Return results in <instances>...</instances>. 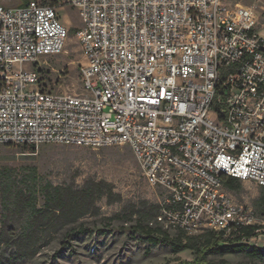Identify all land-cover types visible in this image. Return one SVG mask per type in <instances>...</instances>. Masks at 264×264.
Segmentation results:
<instances>
[{
    "label": "built area",
    "instance_id": "1",
    "mask_svg": "<svg viewBox=\"0 0 264 264\" xmlns=\"http://www.w3.org/2000/svg\"><path fill=\"white\" fill-rule=\"evenodd\" d=\"M67 1L82 24L79 92L46 87L35 68L66 45L56 8L0 3V145L129 146L162 192L157 223L187 236L256 226L241 241L264 237V217L222 183L264 187L256 11L229 0Z\"/></svg>",
    "mask_w": 264,
    "mask_h": 264
},
{
    "label": "rangeland",
    "instance_id": "2",
    "mask_svg": "<svg viewBox=\"0 0 264 264\" xmlns=\"http://www.w3.org/2000/svg\"><path fill=\"white\" fill-rule=\"evenodd\" d=\"M22 1L0 0V3L10 7L17 6ZM229 3L252 7L259 15L260 25L264 26V0H229ZM55 8L64 26L68 30L74 28L76 31L68 33L66 45L60 54L42 58L35 68L40 70L42 82L46 87L79 92L78 68L84 62L83 51L77 38L82 26L81 19L77 9L67 0H62ZM262 25L258 26V30L263 34ZM27 166L36 167L39 176L54 185H71L80 189L88 182L103 181L111 185L112 192L98 198L94 206L74 224L82 225L88 228V231L72 238L70 247L63 248L64 244L61 243L64 239V229L51 232L39 252L21 264H178L195 259L193 252L188 249L173 253L168 244H150L138 234L129 232L130 226L134 224V213L147 210L153 204L159 205L162 197L161 190L152 187L145 179L129 146L92 149L44 144L28 147L25 151L21 146L0 145V168L9 167L16 174H22ZM227 191L237 203L252 206L257 210L255 203L260 194V186L246 181L242 182L240 190ZM122 214L129 218L122 219ZM110 217L113 219L108 222L107 218ZM148 225L166 231L170 239L177 235V232L157 223L154 216ZM98 229H103L105 235L104 231L99 232ZM248 244L264 247V237ZM219 258L227 260L230 264L248 262L246 255L239 252L215 257ZM256 264H264V260L256 261Z\"/></svg>",
    "mask_w": 264,
    "mask_h": 264
},
{
    "label": "trees",
    "instance_id": "3",
    "mask_svg": "<svg viewBox=\"0 0 264 264\" xmlns=\"http://www.w3.org/2000/svg\"><path fill=\"white\" fill-rule=\"evenodd\" d=\"M27 1L23 0L20 4ZM41 1L57 7L62 0ZM75 31L74 28L68 30L69 33ZM21 147L25 151L28 149L27 146ZM222 183L228 190L238 191L242 188V182L234 177L224 176ZM111 192V185L103 181L88 182L80 189L71 185H54L42 179L34 166L25 167L22 174H16L9 167L0 168V264H21L30 260L39 252L51 232L60 229H64V239L61 241L63 248L70 247L72 238L88 231V228L74 224L94 206L98 198ZM255 204L256 211L264 217V187L260 186ZM159 207L153 204L147 210L134 213V224L130 226L129 232L138 234L150 244H168L173 253L183 249L193 252V261H181L178 264H230L225 259L215 257L238 252L248 258V262L242 264H256V261L264 260V247L241 241L243 237H252L256 226L244 228L234 237L207 230L195 236L177 232L175 238L170 239L166 231L148 225L149 220L157 215ZM121 217L129 218L123 214ZM112 219L107 218L108 222Z\"/></svg>",
    "mask_w": 264,
    "mask_h": 264
},
{
    "label": "crops",
    "instance_id": "4",
    "mask_svg": "<svg viewBox=\"0 0 264 264\" xmlns=\"http://www.w3.org/2000/svg\"><path fill=\"white\" fill-rule=\"evenodd\" d=\"M262 25V24H261ZM260 24L258 26H261ZM263 26V25H262ZM264 27V26H263ZM258 30V27H257ZM259 34L264 38V29H263V34L260 32V30H258Z\"/></svg>",
    "mask_w": 264,
    "mask_h": 264
}]
</instances>
